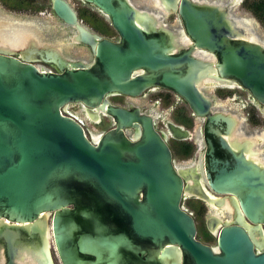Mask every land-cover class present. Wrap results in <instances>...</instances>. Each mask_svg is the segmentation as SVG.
Listing matches in <instances>:
<instances>
[{
	"label": "water",
	"instance_id": "95a60500",
	"mask_svg": "<svg viewBox=\"0 0 264 264\" xmlns=\"http://www.w3.org/2000/svg\"><path fill=\"white\" fill-rule=\"evenodd\" d=\"M80 1L117 41L84 26L67 0H48L90 62L32 42L26 55L55 71L43 70L0 48V264H55L53 255L59 264H264V164L246 157L240 119L214 110L203 91L207 80L233 84L264 108V42L239 35L245 18L232 8L241 0H158L165 15H177L179 31L130 0ZM7 23L0 19V29ZM154 88L202 120L199 172L174 164L155 114L107 100ZM70 104L95 124L104 113L112 128L88 137L67 114ZM166 125L175 139L187 138ZM184 197L233 209L230 220L208 218L215 247L197 240Z\"/></svg>",
	"mask_w": 264,
	"mask_h": 264
},
{
	"label": "rangeland",
	"instance_id": "374dc122",
	"mask_svg": "<svg viewBox=\"0 0 264 264\" xmlns=\"http://www.w3.org/2000/svg\"><path fill=\"white\" fill-rule=\"evenodd\" d=\"M23 1V0H22ZM31 7H16L11 8L0 0V19L11 18L17 21H26L27 23L37 24V39L41 43H46L58 48L61 54L68 59L83 60L90 62L92 54L89 49L82 45L74 44L70 41L73 30L58 20L52 13L48 0H27ZM72 8L76 11L79 20L89 30L111 41H117L118 35L111 28L108 21L91 6L84 4L80 0H67ZM138 9L150 10L159 14L153 3L150 0H130ZM207 1H222L229 0H207ZM241 2L232 8V14L236 17L251 19L253 29L256 31L259 38L264 41V27L261 23L243 7ZM83 15L81 19L80 16ZM162 21L167 28L173 31H179L181 24L176 14L162 15ZM93 23L96 25L94 26ZM105 31V32H103ZM47 69V68H46ZM204 93L213 101V109L216 111H224L236 115L242 119L240 130L249 135L256 131L264 132V108L256 104L247 91L240 88H219V87H204ZM110 99V98H109ZM111 101V100H110ZM117 104L126 106L132 104L141 109L142 112L156 113V127L164 128L166 123H173L190 130L193 139L199 136L202 128V120L195 118L188 106L173 93L158 89L147 91L141 97L130 99L121 98ZM67 114L75 118L82 127L88 137L100 134L112 127V122L108 117H102L101 122L92 123L84 114L83 108L79 104H70L66 108ZM174 163L180 165L183 163L179 157H174ZM197 199L185 197L181 204L193 218L197 225L196 238L203 243L214 247L215 237L207 236L204 229V219L210 213H214L212 209H199ZM207 210V211H206ZM216 214L221 219H227L228 215L224 211ZM54 263L59 264L58 260L53 255Z\"/></svg>",
	"mask_w": 264,
	"mask_h": 264
},
{
	"label": "bare ground",
	"instance_id": "6f19581e",
	"mask_svg": "<svg viewBox=\"0 0 264 264\" xmlns=\"http://www.w3.org/2000/svg\"><path fill=\"white\" fill-rule=\"evenodd\" d=\"M150 1L153 3L156 10L159 11L158 21H161L162 15L163 14L165 15L162 5L160 4V2L158 0H150ZM229 1L236 3L238 0H229ZM214 2L227 3V2H222V1H214ZM148 12H150V10ZM154 14H156V13L154 12ZM4 19L6 21H9V23H7L6 26L4 25L3 29H0V48L7 50V51L19 52L23 57L30 58L31 60H35V58H37L36 56L29 57L28 54L26 55L28 49L30 48V44H32V42H34L38 46L53 47L49 44L41 43L37 39V31H35V29H34V28L38 27L37 24L27 23L26 21L18 22L17 20H14V19H11L8 17L4 18ZM240 21H241L240 23L245 27V29H243V30H245V32H241V34H239L240 36L246 37L248 39H253V40L255 37L259 41L264 42L263 39L258 37L256 31L253 29V23H252L251 19H241ZM249 31L254 32L256 34V36H253L252 34H250ZM178 36L180 37V41L183 45L190 44L189 40L183 35L182 32H179ZM196 55L212 60L210 55H208L205 52L198 51L196 53ZM35 66L38 69L46 70L42 66H39V65H35ZM206 82L209 84L210 87H219V88H235L236 87L233 84L232 85L219 84V81H215V80H207ZM236 88H238V87H236ZM151 114L156 115V113H151ZM100 116H102V114ZM103 116H106V115H104V113H103ZM240 121L242 122V119H240ZM180 129H182V128H180ZM236 136L241 138V140H239L240 142L245 140L244 142L246 145L245 146L246 157L252 159L253 161H256L257 163L264 164V154L262 155V152H261L262 151L261 148H264V132H254L252 134L247 135L243 131H241L240 127H239L237 129ZM192 165L194 167H191V168H196L197 171L199 172V161H198V159H196L195 162L192 163ZM177 167L183 168V167H189V165L188 166L179 165ZM219 211H224L228 215H231L233 209L227 203V204L223 205L219 209ZM217 215L218 214H216L215 216H217ZM230 219L231 218H229L228 220H230Z\"/></svg>",
	"mask_w": 264,
	"mask_h": 264
},
{
	"label": "flooded vegetation",
	"instance_id": "af4514ba",
	"mask_svg": "<svg viewBox=\"0 0 264 264\" xmlns=\"http://www.w3.org/2000/svg\"><path fill=\"white\" fill-rule=\"evenodd\" d=\"M18 22H21V21H18ZM54 47V46H53ZM54 48H56V47H54ZM16 58H19V55H17L16 56ZM32 64L33 65H39V66H42V67H44L46 70H50V71H55L54 70V68L51 66V65H49V64H46V63H44V62H42V61H39V60H33L32 61ZM154 90H158V89H156V88H154V89H149V90H147V91H154ZM147 91H145L144 93H146ZM144 93H142L140 96H138V97H141ZM138 97H135V98H138ZM110 98V99H109ZM121 98H130V99H134V98H131V97H128V96H121V95H113V96H108L107 97V100H108V102L110 103V104H112V105H114V106H117V107H122V108H127L128 107V105L129 104H127L126 106H122V105H120V104H117L118 103V101L121 99ZM111 100V101H110ZM141 110V109H140ZM142 112V111H141ZM142 113H144V112H142ZM149 114H151V113H149ZM69 115V114H68ZM102 117H106V116H101V118ZM75 119V118H74ZM100 122H101V119H100ZM167 124V123H166ZM164 125V128L163 127H161V128H158V127H156V124H155V129H156V131L160 134V135H162V136H164L165 137V142H166V144L168 145V147H169V149H170V151H171V154H172V159H173V162H174V157L175 156H177V157H179L180 158V160H182L183 161V163L182 164H180V165H182V166H188L189 165V167H194L193 165H192V163L193 162H195V160L196 159H198V161L200 162V158H201V155H202V152H203V149H200L199 148V141L202 139V128H201V131H200V133H199V136L196 138V139H193V137H192V133H190V130L189 129H187V128H184V127H182V126H179V125H176L177 127H180V128H182L184 131H186L187 133H188V136H187V138H185V139H175L171 134H170V132H169V130H168V128H167V125ZM175 125V124H174ZM112 128V127H111ZM110 129V128H109ZM108 130V129H107ZM256 132H263V131H256ZM131 134H132V132L131 131H127V136L128 137H130L131 136ZM252 134V133H251ZM262 149V155L264 154V148H261ZM198 156V157H197ZM175 164V163H174ZM176 165V164H175ZM176 166H179V165H176ZM188 168V167H187ZM192 171L194 172V170L193 169H191V171H188V174H192ZM185 198V197H184ZM183 198V199H184ZM182 199V200H183ZM197 203L199 204V209L201 208V209H208L209 208V206L206 204V203H204V202H202V201H197ZM184 208V207H183ZM210 209V208H209ZM185 210V209H184ZM186 212H188L187 210H185ZM207 211V210H206ZM213 211H215L214 213H210V214H208L207 216H206V218L204 219V222H203V224H204V229H205V231H206V234H207V236H209V237H215V246H216V235H213L211 232H210V230H209V228H208V218H209V216L210 215H216V211H217V213L218 212H220L219 211V209L218 210H213ZM189 213V212H188ZM190 214V213H189ZM191 215V214H190ZM228 215V214H227ZM192 216V215H191ZM218 216V215H217ZM216 216V217H217ZM218 218H220L219 216H218ZM229 218H231V215H228V218L227 219H229ZM194 219V221H195V218H193ZM221 219V218H220ZM196 232H197V225H196ZM198 240V239H197ZM198 241H200V240H198ZM201 243H203L202 241H200ZM203 244H205V243H203ZM205 245H207V244H205ZM209 246V245H208ZM214 246V247H215ZM211 247V246H210Z\"/></svg>",
	"mask_w": 264,
	"mask_h": 264
},
{
	"label": "trees",
	"instance_id": "16d2710c",
	"mask_svg": "<svg viewBox=\"0 0 264 264\" xmlns=\"http://www.w3.org/2000/svg\"><path fill=\"white\" fill-rule=\"evenodd\" d=\"M3 2L11 8L31 7L30 2L27 0H3ZM243 7L249 11L264 27V0H246L243 2ZM80 18L82 19L83 15H81ZM93 25L96 26L94 23Z\"/></svg>",
	"mask_w": 264,
	"mask_h": 264
}]
</instances>
